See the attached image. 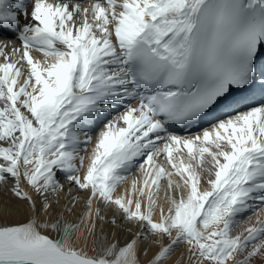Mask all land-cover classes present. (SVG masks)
<instances>
[{"label":"snow or ice","instance_id":"6c2138e0","mask_svg":"<svg viewBox=\"0 0 264 264\" xmlns=\"http://www.w3.org/2000/svg\"><path fill=\"white\" fill-rule=\"evenodd\" d=\"M0 29V190L25 213L0 196V264H264V102L232 107L264 88V0H0Z\"/></svg>","mask_w":264,"mask_h":264},{"label":"bare ground","instance_id":"6f19581e","mask_svg":"<svg viewBox=\"0 0 264 264\" xmlns=\"http://www.w3.org/2000/svg\"><path fill=\"white\" fill-rule=\"evenodd\" d=\"M26 2H27V0H26ZM83 2L85 3V5L91 3L88 0H83ZM28 9H29V11L31 10V3L30 2H28ZM21 23L22 24L23 23H27V20L22 19ZM18 31H19L18 29H0V37H2L4 35V33H5V36L8 37V39H6L5 42H6V44H8L9 48H14V47H19L20 46V41L17 39ZM9 41L12 42V44H13L12 46L9 45ZM32 55L37 57V58L43 59L42 54H40V53L33 52ZM262 102H264V91L259 92V95L251 94L250 96H248L247 99H245L244 101H242L239 104H237L235 106H232V107L238 108L239 110H244L243 109L244 105L259 104V103H262ZM121 110H122L121 108H118L117 112L121 111ZM225 111H227V110H225ZM222 113L220 114V116L222 115ZM116 114H114V115H116ZM98 130H99L98 128H93V130H92L93 135H95V133ZM91 148H92V145L91 144L88 145L89 152L84 153V155L86 157V162H87V156L89 155V153L91 151ZM138 176H139L138 171L136 169H133L128 174L127 180L123 184H121L119 186V188L117 189V193L119 194V193L125 192V190H127L129 188L131 180L134 177H138ZM80 195H81V197H83L84 194L81 193ZM0 196L3 197L4 204L10 210L9 211V219L11 221L23 220L25 218V213L20 210V209H22V205H20L15 200V198L11 196V194L9 192L0 190ZM96 206H97L96 202L94 201L93 202V209H95ZM166 208H167V205H165V209ZM87 211H88V208L85 206V204L83 202V199L77 201V204H76V207H75V212L77 214H83V213H86ZM101 214L102 215H106V218H110V214H109L107 209H102V213ZM158 214H159V212H158V208H157L156 215L158 216ZM259 214H260V218L264 219V208H261L259 210ZM248 215L249 214H245V216L242 217L243 223H241L235 229V231H237V232L241 231L242 228L245 226V224L255 221V219H256V215L255 214H250L251 215V221H249L247 219ZM72 219H76V217H72ZM77 222H79V221H77ZM97 223L100 225V228H104L105 229V234L107 235L109 240H111V239H119L121 241V243L123 242V240L125 238L124 230H122L120 228H116L115 226H112L113 229H114L113 232L108 233L107 232L108 225H106L105 223L100 222V221H97ZM81 227L83 228V225H81ZM100 228L97 229L95 237L89 239V243H88V250L89 251L91 250V248L93 246V243H92L93 239H95L96 237L102 238L101 232H100ZM73 239L75 240V236L73 237ZM97 250H99V249H97ZM149 255H150V253H149ZM141 259L146 261L148 259V256H141Z\"/></svg>","mask_w":264,"mask_h":264},{"label":"rangeland","instance_id":"374dc122","mask_svg":"<svg viewBox=\"0 0 264 264\" xmlns=\"http://www.w3.org/2000/svg\"><path fill=\"white\" fill-rule=\"evenodd\" d=\"M205 186V185H204ZM203 185H202V187H204Z\"/></svg>","mask_w":264,"mask_h":264}]
</instances>
